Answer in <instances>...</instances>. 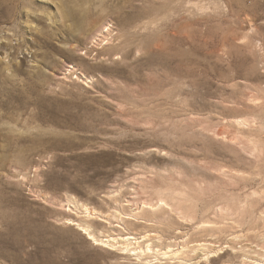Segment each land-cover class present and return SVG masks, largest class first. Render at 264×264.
I'll return each mask as SVG.
<instances>
[{"label": "rangeland", "instance_id": "rangeland-1", "mask_svg": "<svg viewBox=\"0 0 264 264\" xmlns=\"http://www.w3.org/2000/svg\"><path fill=\"white\" fill-rule=\"evenodd\" d=\"M25 1L10 15L0 7V264H146L80 239L65 224L72 197L112 217L90 221L98 235L181 237L223 208L228 228L208 239L238 234L260 250L264 0H175L160 15L139 2ZM108 23L110 45L88 52ZM159 202L175 210L124 216Z\"/></svg>", "mask_w": 264, "mask_h": 264}, {"label": "bare ground", "instance_id": "bare-ground-1", "mask_svg": "<svg viewBox=\"0 0 264 264\" xmlns=\"http://www.w3.org/2000/svg\"><path fill=\"white\" fill-rule=\"evenodd\" d=\"M17 1L18 0H16V1L15 0H0V7L3 8L5 6L4 8H7V10H8L7 13H8V15H10L13 12L12 9L17 10L19 8V4L16 3ZM29 1L30 0H27V2H29ZM84 1L86 3V2H92L93 0H84ZM119 1H120V3H122L124 5L134 4L135 2L144 3V5H143L145 8L144 13H146L148 15H150L151 13L153 15H155V13L160 15L162 13L163 9H165V8L172 9L171 6L173 5V3H175V0H119ZM27 2L25 1L24 4H27ZM94 13H95V10L92 7V9H88V11H86L85 13L81 12L79 14V17L77 18V21L75 22V26L79 27V31L82 30L87 24H89L93 21ZM112 40H113V26H112V24L108 23L96 32L95 36L93 37L92 41L89 44L90 46L87 48L88 52H93L96 49L103 48L104 45H108V44L110 45ZM156 48L160 52H163L166 49L164 44H158L156 46ZM77 71H78L77 69L72 67V68L66 70V73H64L65 75L63 78L62 77H60V78H62L63 80L66 79V81L67 80L69 81L68 78H70V74H74ZM80 76L81 77L76 76L75 79H77L78 81L85 82L86 84L93 83V81H94L93 77H88V76H86V74L80 73ZM71 81H72V79H70L69 82H71ZM243 122L248 123V120H247V122L243 120ZM236 124L238 125L239 123H236ZM218 133H216V134L218 135ZM223 135H225V134H223ZM226 140H228V139L226 138ZM240 141H241V139H240ZM241 146L244 147L245 151L251 153L252 155L257 153L256 147L251 145L250 142H246L244 144V146L243 145H241ZM201 188H199V189H201ZM201 190L203 191V189H201ZM176 193H177V191H176ZM180 193L182 194V192H180ZM174 194H175V192H174ZM206 194H207V192H206ZM182 196H184V195H182ZM172 198H173V196H172ZM172 200L170 202H172ZM154 203L153 204L152 203H145L136 209V211H137L136 213H133V214L130 213V214H126L124 216L128 217V219L132 218V219H135L138 221L139 215L142 213L149 212V213H152L155 215L158 212L161 213L160 211L163 209H165V210L167 209L166 211H168L169 208L174 209L173 208L174 206L172 207L167 202H159L157 204H154ZM249 204H250V202H249ZM173 205H174V203H173ZM63 207H64V209H66V211H69V212L71 211V212H74V214H76L74 219L73 218L65 219V224L77 227V229L80 232L76 233V235L80 239L84 240L90 246L102 247L103 249H107V250L112 251V252H119L120 251L121 252L120 254L127 255L129 259L136 260L139 263H146V264H158V263L199 264L202 261H207V262L213 261L215 264H264V245H263V247L261 246L260 250L257 249L258 247L257 248H255V247L249 248L246 245H241V242H242L241 238L242 237H241V235H238V234H236V236L232 237V239L227 240L225 242L220 241V240L215 241L214 237H211V239H208V237L210 235L213 236V234H208V232L211 233V232L219 231L220 229L222 230V228H223L222 226L225 225V223H226L225 222L226 221V214L228 211L227 212L224 211L223 208H220L218 210L216 209L217 212H216L215 216L218 218L217 221L206 220V221H201V222H197V223H196V221L198 219L195 221L194 217L186 216L184 211L182 213V210H181V213L178 212L176 214V215H178V219H180L185 224H190L192 221H195L194 223H196V224H195L194 228L193 227L189 228L187 226L183 227V234L185 233L183 236L180 237L179 235H177V236H173V238L172 237L171 238H165L164 235L162 233H160V231L158 233L146 232L142 235H136V234L125 235V234H123L122 230H117V231H119L118 235L116 234L117 237H116V235L113 236L112 234H104V232H103V234L98 235L93 231V228L90 224L91 223L90 221L97 220V219L102 220V221H109L112 219V217L98 212L95 209V207L93 208L90 205H87L85 203H81V202L77 201V199L74 197L70 198L69 201L67 202V204L63 205ZM230 210H231V208H230ZM191 211H190V213H191ZM190 213H188V214H190ZM182 214H185V215H182ZM111 215L113 216V218H120L121 215H123V214L116 212L115 214H111ZM263 218H264V216H263ZM121 219H122V217H121ZM123 221H124V218H123ZM159 222H161V221H159ZM149 223H151V222H149ZM156 225H157V223H156ZM162 226H160V227H162ZM225 226H227V225H225ZM234 226H232V227H234ZM171 227H169V228H171ZM157 228H159V227H157ZM227 228H228V226H227ZM233 229H236V228H233ZM206 232H207V236L204 237V239L193 240L192 237H194L193 236L194 234L195 235L197 233L203 234ZM221 232L223 233V231H221ZM219 236H220V234H219ZM215 239H217L216 236H215ZM254 255H257V256H254ZM50 263L51 264H58L55 261H51ZM59 264H63V263H59Z\"/></svg>", "mask_w": 264, "mask_h": 264}]
</instances>
